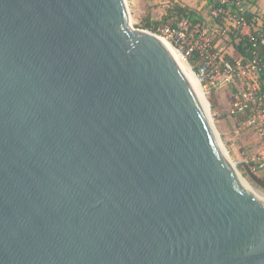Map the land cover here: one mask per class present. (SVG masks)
Wrapping results in <instances>:
<instances>
[{
    "label": "water",
    "instance_id": "1",
    "mask_svg": "<svg viewBox=\"0 0 264 264\" xmlns=\"http://www.w3.org/2000/svg\"><path fill=\"white\" fill-rule=\"evenodd\" d=\"M219 140L126 0H0V264H264Z\"/></svg>",
    "mask_w": 264,
    "mask_h": 264
},
{
    "label": "built area",
    "instance_id": "2",
    "mask_svg": "<svg viewBox=\"0 0 264 264\" xmlns=\"http://www.w3.org/2000/svg\"><path fill=\"white\" fill-rule=\"evenodd\" d=\"M205 2L210 9L203 23H193L186 16L172 15L169 22L145 29L165 38L181 52L207 100L211 92L231 91L228 115L239 121L237 131L249 130L255 134L258 148L237 158L231 157L226 150L238 170L243 165L248 171L259 173L264 170L263 0ZM229 38L230 49L236 54L230 49L226 51L220 44L222 39ZM240 38L247 41L244 53L237 48Z\"/></svg>",
    "mask_w": 264,
    "mask_h": 264
},
{
    "label": "rangeland",
    "instance_id": "3",
    "mask_svg": "<svg viewBox=\"0 0 264 264\" xmlns=\"http://www.w3.org/2000/svg\"><path fill=\"white\" fill-rule=\"evenodd\" d=\"M126 2L132 24L136 28L143 29H145L146 17H151L153 21L156 22L154 26L169 22L170 17L166 18L169 9H173L177 4L190 7L196 11H200V13L204 15L205 19L208 18L209 12L207 4H202V0H126ZM261 5L264 7V0ZM230 40L231 39L229 38L222 39L220 41V44L225 48L226 51L230 49ZM229 51L235 53L231 49ZM226 90L211 92L209 96H207L211 104L209 113L210 117H212L214 130L221 139L223 146L229 151L231 157L237 158L241 157V155L255 152L258 148V142L254 136L255 134L252 131H237V123L239 121L234 117H229L227 112L229 109L227 106L229 103H231V98L229 92L224 93ZM212 103H215V106H212ZM239 170L242 173H248V170L243 165L239 167ZM239 170L238 172L241 177H243L249 184L254 185L264 191V189L253 180L250 173L247 176H244ZM257 175L264 176V170L259 171Z\"/></svg>",
    "mask_w": 264,
    "mask_h": 264
},
{
    "label": "trees",
    "instance_id": "4",
    "mask_svg": "<svg viewBox=\"0 0 264 264\" xmlns=\"http://www.w3.org/2000/svg\"><path fill=\"white\" fill-rule=\"evenodd\" d=\"M207 7L210 9V5H207ZM172 15H177L178 17L180 16H186L188 17L193 23H203L205 22V17L203 14L200 13V11H196L195 9H192L190 7L182 6L180 4L175 5L173 9H169V12L167 14L166 18L171 17ZM221 21V20H219ZM156 22L153 21L151 17H146L145 18V28H154ZM245 38H240L239 43L237 44V48L239 51L244 53L245 49V43H246ZM212 106H215V103H212ZM251 174L253 180L264 189V176H259L257 173H253L251 171H248V173H242L244 176H247L248 174Z\"/></svg>",
    "mask_w": 264,
    "mask_h": 264
},
{
    "label": "bare ground",
    "instance_id": "5",
    "mask_svg": "<svg viewBox=\"0 0 264 264\" xmlns=\"http://www.w3.org/2000/svg\"><path fill=\"white\" fill-rule=\"evenodd\" d=\"M160 40H162V42L166 45V47L169 49L170 53L173 55V56H176L183 64L184 66L187 68V70L189 71V73L191 74L194 82H195V85L197 87V90H198V93L201 97V100L203 102V105H204V108L206 110V112L208 113V116L210 117V113H209V102L208 100L206 99L205 97V94H204V91L203 89L201 88L200 86V83L195 75V73L193 72L191 66L189 65V63L186 61L185 57L181 54V52L175 47V46H172L171 43L166 40L165 38L163 37H158ZM210 120L212 122V117H210ZM213 125V123H212ZM214 128V126H213ZM215 131V130H214ZM215 134L217 135L216 131H215ZM218 136V135H217ZM219 143L220 145L222 146V149L224 151V153L226 154V156L228 157L230 163L232 164L233 167H235V173L236 175L239 177L240 181L242 182V184L247 187L248 189L254 191L255 193L261 195L264 197V191H262L261 189L257 188L256 186L254 185H251L249 184L243 177H241V175L239 174L236 166H235V163L233 161V159L229 156V154L227 153V150L225 149V147L223 146L221 140H219Z\"/></svg>",
    "mask_w": 264,
    "mask_h": 264
},
{
    "label": "crops",
    "instance_id": "6",
    "mask_svg": "<svg viewBox=\"0 0 264 264\" xmlns=\"http://www.w3.org/2000/svg\"><path fill=\"white\" fill-rule=\"evenodd\" d=\"M202 4H206L205 0H202ZM223 90H226V89H223ZM225 92H229L230 98H231V91L228 89V90L224 91V93ZM230 98H229V100H230ZM229 106H230V103H229V105L227 107L229 108Z\"/></svg>",
    "mask_w": 264,
    "mask_h": 264
}]
</instances>
